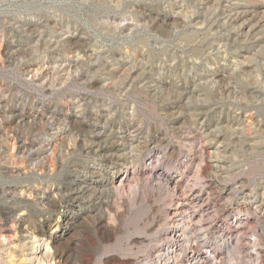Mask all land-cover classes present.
<instances>
[{
    "label": "rangeland",
    "instance_id": "374dc122",
    "mask_svg": "<svg viewBox=\"0 0 264 264\" xmlns=\"http://www.w3.org/2000/svg\"><path fill=\"white\" fill-rule=\"evenodd\" d=\"M114 1L0 0V264H161L158 254L172 227L177 194L190 184L216 201L210 217L215 215L214 223L224 227V239L231 243L222 264H237L239 256L242 264L234 229L241 219L228 218L247 206L244 195L259 199L264 156L240 151L239 144L228 141L238 120L219 93L200 86L185 94L165 83L176 80L179 66L169 67L164 47L179 50V35L145 21L120 32L130 22L125 21L129 8L127 1L117 6ZM131 2L144 3L154 13L164 6L161 0ZM70 34L87 54L66 47ZM183 42L180 52L190 56ZM142 52L147 64L137 78L131 80L129 70L119 72V64L135 56L138 62ZM217 54L220 65L242 60ZM73 56L79 60L75 67ZM257 57L264 62V47ZM26 63H37L47 75L33 78L23 71ZM77 97L82 100L73 102ZM19 113L25 123L15 117ZM197 113L213 131L211 138L225 136L228 149L219 157L189 151ZM250 115L244 114V133ZM93 132H101L102 149L95 144V154L82 147ZM32 139L31 152L37 155L30 162ZM58 143L65 152L60 157ZM152 145L160 151L153 165L173 182L139 172ZM216 163L219 167L212 168ZM127 168L129 187L119 188L116 181L106 186L115 171L122 177ZM263 224L257 236L260 264Z\"/></svg>",
    "mask_w": 264,
    "mask_h": 264
},
{
    "label": "bare ground",
    "instance_id": "6f19581e",
    "mask_svg": "<svg viewBox=\"0 0 264 264\" xmlns=\"http://www.w3.org/2000/svg\"><path fill=\"white\" fill-rule=\"evenodd\" d=\"M125 1L128 3L127 8H129L126 11L128 16L125 18V21L129 20L130 22H127L123 26L121 25L122 29L120 32H122V30L131 29V27L137 26L139 22L145 21V24L150 22L152 25L166 30L170 27L171 30L175 31L176 35H179V50L170 46L164 47V49L168 50L166 57H168L170 61L169 67L179 66V70L176 72V80L172 82L165 81V83L175 89L183 90L185 94L194 91L200 86H205L212 92L219 93L222 100L230 103V107H232L233 111L232 117L238 120L237 123H235L234 129H231V138L228 137V141L239 144L238 150L240 151L263 157L264 62L261 58L257 57V51L259 48L264 47V1L161 0L164 6L161 7L160 13H154L151 9H147V6L141 2L115 0L114 3H111L117 6L125 4ZM105 2L109 4V2ZM74 37L77 36L75 34L69 35L65 42L66 47L70 50L79 49L84 54H87L86 49H82L76 44L78 41L74 40ZM181 41H184L183 43L188 45L189 48L187 51L191 54L190 56H186L183 54L184 52H180L182 51L180 50ZM154 43L155 45H159L155 48H161V45L156 41ZM172 46H174V44H172ZM222 52H225L229 57L236 58L241 56L242 60L235 59V62H233L234 60L226 61L225 64L220 65L216 55ZM142 53L143 54L140 53L141 56L138 62L135 56V58L130 59L128 57L125 63L119 64V72L124 73L129 70L131 80L137 78L139 76L138 72L145 67H143L144 64H147V61H145L146 54L144 52ZM2 55L5 58L6 52H3ZM157 60L159 65L163 64L162 59L157 58ZM78 61V58L73 56L70 62L74 65L71 66L75 67ZM127 63H131L128 69L126 67ZM209 64L212 67H210ZM39 67L37 63H26L23 66V71L26 73L32 72L33 78L40 79L46 76L47 72ZM172 72L175 71L172 70ZM248 72L249 76L246 75ZM81 100L82 98L77 97L74 98L73 102L78 103ZM247 112L251 114L250 117H248L249 131L244 133V114ZM22 116L23 115H20V113L19 115H15L18 120L25 123V121H22ZM192 125L194 135L191 141L192 146L189 151H191L194 156H196V154L197 156L201 154L210 159L212 157H219L221 152H225L226 149H228L227 146H225L227 144H223L225 136L223 137L218 134L214 135L212 138L210 137L213 131L206 128L201 114L197 113L194 115ZM217 126L216 132L218 133L221 131V129H219L221 127ZM100 134L101 132H93L88 139L84 138L82 140L84 143L82 147L85 151L87 150L95 154V144L98 151L102 149L99 141ZM198 138L204 142L201 140L198 142L196 140ZM34 143V139L28 143V145H30V150L27 151V155L30 162L33 161V156L37 155L31 152V147H33ZM49 143L50 140L48 139L46 144ZM60 143H58V157L63 156L65 153ZM229 151L230 150H228V153ZM159 155L160 151L156 149L155 145H152L150 152L146 156L147 162H144V164L138 168L139 172L145 173L149 171V176L159 177L165 179L167 182H173L174 178L171 175L168 177L169 175L163 171L161 166L153 165L155 160L159 159ZM186 155L187 154L184 155L185 158ZM193 155L191 156L193 157ZM184 160L185 159H183L181 163H183ZM40 164L45 166V162L43 161ZM211 167L218 168L219 164H213ZM130 172L131 171L127 168L124 175L121 177V175L115 171L108 182H106V186L112 181H116L119 188L130 185L129 181L132 177L129 176ZM260 184L259 199L255 201L256 196L244 195L243 200H245L244 203L247 204V206L243 209L237 208L234 214H232L233 218H231V214L228 218L231 219V221L241 219L240 225H234V229H236L235 233L239 235V254L245 259L242 264H260L261 262V246H259L257 236L259 234L258 230L263 229L262 224L264 223V183L260 182ZM51 193L52 190L48 194L49 197H51ZM210 194L209 191H205L195 184L187 185L183 193L177 194V206L172 213V227L165 236L164 246L161 247V252L158 254V263L222 264L225 254L231 249V243L224 239V227H220L221 224L218 226L214 223L215 215L210 217L212 214L211 212L216 206V201L212 199ZM227 198L229 199L230 197L228 196ZM248 203H251L252 206H248ZM223 210H225V208ZM4 218L6 219V216ZM261 222L263 223L261 224ZM17 223L22 227L23 222L17 220ZM253 223L257 224V227L253 228ZM246 224H248L249 227L246 228ZM242 228L245 230H242ZM250 228L254 230L249 236L250 233L247 230ZM22 232L23 231H20L21 235L23 234ZM251 236H253V238ZM51 237L52 236L49 238ZM234 237H236V235ZM59 238H61V235L54 237L53 240H59ZM204 248L206 251H203ZM46 255L47 253H44L43 257H46ZM228 255H230V253H228ZM236 260H238L237 264H241L242 259L240 256Z\"/></svg>",
    "mask_w": 264,
    "mask_h": 264
}]
</instances>
